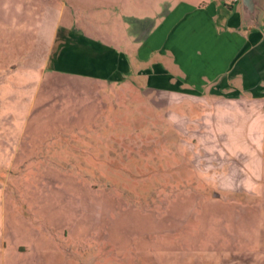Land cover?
<instances>
[{"label":"rangeland","instance_id":"rangeland-1","mask_svg":"<svg viewBox=\"0 0 264 264\" xmlns=\"http://www.w3.org/2000/svg\"><path fill=\"white\" fill-rule=\"evenodd\" d=\"M231 1L0 0V264H264V47L247 91H144L169 83L133 51L129 82L81 65L83 38L185 7L221 29Z\"/></svg>","mask_w":264,"mask_h":264},{"label":"crops","instance_id":"crops-1","mask_svg":"<svg viewBox=\"0 0 264 264\" xmlns=\"http://www.w3.org/2000/svg\"><path fill=\"white\" fill-rule=\"evenodd\" d=\"M218 5L227 8L230 13L221 29L216 27L214 11L208 6L198 9L185 7L134 45L131 41L117 38L114 30L109 31L105 39L97 33L93 35L95 37L83 38L81 65L90 68L98 77L118 83L129 82L132 78L130 67L133 63L130 58L133 51L136 55L133 61L135 65H151L159 73H164L169 83L166 88L158 85L157 80L149 88L142 83L144 91L200 93L206 82L217 84L224 76L230 80L231 75H240L239 80L233 83L234 86L240 85L241 89L252 90L253 80L246 76L255 75L260 46L264 47V43L259 41L264 33V20H260V16L264 15V0H257V25L250 27L246 26L247 15L242 11L241 0ZM163 50L170 54L169 66L172 72L164 64L150 60L152 53ZM60 52L56 60L59 65L68 60ZM237 62L234 70L233 64ZM146 76L143 75L144 79ZM226 78L222 80L225 84ZM226 87L231 88L224 85L220 90Z\"/></svg>","mask_w":264,"mask_h":264},{"label":"water","instance_id":"water-1","mask_svg":"<svg viewBox=\"0 0 264 264\" xmlns=\"http://www.w3.org/2000/svg\"><path fill=\"white\" fill-rule=\"evenodd\" d=\"M242 11L247 15L250 21L255 20V12L257 11V0H241Z\"/></svg>","mask_w":264,"mask_h":264}]
</instances>
